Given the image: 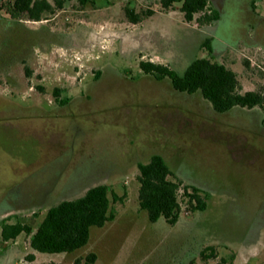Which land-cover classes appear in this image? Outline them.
<instances>
[{"label":"rangeland","instance_id":"rangeland-1","mask_svg":"<svg viewBox=\"0 0 264 264\" xmlns=\"http://www.w3.org/2000/svg\"><path fill=\"white\" fill-rule=\"evenodd\" d=\"M6 1L0 0V107L29 108L53 101L50 92L57 86L69 100L45 117L30 114L22 123L0 121V201L8 200L20 181L16 190L22 197L37 186L49 193L44 206L18 211L9 223L35 228L48 207L98 184L123 201L111 202L114 220L92 226L88 242L71 253H37L29 247V236L21 233L15 240L0 239V261L75 264L94 252L95 264H158L170 257L167 248L176 237L194 251L207 244L216 248L217 258H197L191 264H216L231 254L237 257L234 264H264V137L249 128L258 125L259 112L217 113L199 92H180L168 80L140 77L137 57L133 54L128 61L116 52L129 56L148 48L154 50V61H169L181 73L189 59L201 56L197 48L203 36L194 29L196 20L182 23L180 13L168 18L156 14L152 23L133 28L123 13L125 0H113L107 8L81 7L77 0H66L58 8L47 0L52 10L40 21L13 19L6 13ZM248 1L241 0L242 10L236 12V2L227 3L223 30L229 29L234 14L245 17ZM136 3L138 10H160L153 1ZM257 8L264 15V0ZM171 22L181 27L182 44L179 39L169 42L167 35L175 30ZM216 59L235 72L238 91H264V71L247 66L241 54L228 50ZM260 65L264 68V60ZM95 72H100L99 79ZM41 108L49 112L52 106L43 103ZM61 153L65 155L53 163L54 177L47 162ZM153 154L164 158L176 181L199 190L205 210H189L180 197L175 225L163 218L149 221L138 204L136 175L137 163ZM31 170L32 176L23 178Z\"/></svg>","mask_w":264,"mask_h":264},{"label":"trees","instance_id":"trees-1","mask_svg":"<svg viewBox=\"0 0 264 264\" xmlns=\"http://www.w3.org/2000/svg\"><path fill=\"white\" fill-rule=\"evenodd\" d=\"M175 1H181L180 10L187 22L194 21L208 3V0H162V5L167 8ZM80 2L83 4L85 0ZM54 5L62 7L63 0H54ZM4 7L12 18L26 16L35 21L43 19L44 14L52 10V4L47 0H7ZM126 14L136 19L130 11H126ZM211 19V16L205 15L198 20L207 22ZM207 43L205 45L210 50ZM140 68L153 73L157 78L168 77L172 87L180 92H199L218 113L226 112L237 105L259 106L264 109V91L239 92L236 74L224 64L209 58L193 60L182 74L150 62H141ZM137 171L138 204L147 212L150 222L154 223L163 218L167 224L174 225L181 211L180 197L185 198L191 211L206 209L205 197L200 195L196 187L176 181L161 155L153 154L147 162H138ZM117 201H123V196L109 191L107 185H94L78 197L62 199L48 207L35 228L19 221H2L0 239L2 242L11 241L25 233L29 236V247L37 253H71L88 242L92 226L102 227L115 218L111 202ZM217 257L218 252L213 245L205 246L199 253V258L203 261ZM27 258L32 260L33 254H29ZM96 259V254L89 252L83 259H76L75 264H95ZM233 260L234 255L231 254L228 257H219L216 264H232Z\"/></svg>","mask_w":264,"mask_h":264},{"label":"flooded vegetation","instance_id":"flooded-vegetation-1","mask_svg":"<svg viewBox=\"0 0 264 264\" xmlns=\"http://www.w3.org/2000/svg\"><path fill=\"white\" fill-rule=\"evenodd\" d=\"M64 1H66V0H63V2ZM111 1H113V0H105L103 2V4H99L97 0H85V2L82 4L80 2V0H77L78 4L81 7L85 6L86 4H89V5L95 6V8H101V7L107 8V6L110 5ZM136 1L139 2V0H125V4L123 5L124 16L128 20L129 24L131 26H133V28H138L139 26H142L144 23H152L153 19H154L153 17L156 14L158 16H160L161 18H165V17L168 18L172 13L173 14L174 13H177V14L180 13L182 16V19L180 21L182 23L187 22L184 19L183 12L180 10L181 1L180 2L175 1L172 4V6H169L166 8L162 5V0H145L146 3L153 1L154 5H157L160 7L159 11H157L152 6H146V9H144V10L139 9L138 10L136 8V4H137ZM259 1H263V0H249L245 6L246 7L245 9H247V12L245 13L246 14L245 17L242 19L243 22L241 19H238L235 16L236 14H234V16L231 17L232 21H231V25H230L229 29L223 30V28H221L222 27L221 23L224 19V15L228 11L229 6H227V3L230 2V0H208L207 6L205 7V9L202 10L199 14H197L196 19H195L196 20V23H195L196 26L194 29H197L199 31V33H201L203 35L202 40L199 43L198 48H197V51L198 52L200 51L201 56L200 57L195 56L193 59H189L187 61L189 63L187 64L185 69L188 67V65L193 60H195L197 58H209V59H212L218 63L224 64L227 67V65L225 63L218 61L216 58L218 57V55L224 54V52L229 50L233 54L239 53L243 57H245V59H247L245 61V64L247 66L250 63L251 66L255 65L257 68L264 71V68H262V66L260 65V63L263 64L264 50L259 49V52H257L256 55H254L253 57L248 55L249 50H250V48L248 46L249 43H252L253 40H257L259 38L264 41V34L261 33V32H263L261 29H262V26L264 27V18L261 15L262 14L261 11H258V8H257ZM233 2H236V4L233 3L234 8L236 9L235 12L237 10L238 11L242 10L241 0H233ZM53 3H54V0H53ZM175 3H179V4L176 5ZM172 7H173V9H171ZM126 11H130L131 14L136 17V19H132L131 16H128L126 14ZM205 15L211 16L212 19L210 21H207V22H199L198 19L202 16H205ZM238 16H239V13H238ZM13 19H15V18H13ZM38 21H40V20H38ZM233 22H234V24H233ZM237 22H239V24H237V26H236L235 24ZM225 30H226V33H224ZM250 30H253L254 34L250 39H248L247 35H248V32ZM205 42H208L207 44H209L208 46L210 47V50H208L207 45H205ZM118 43H120V42L118 41ZM201 50H204V52L202 53ZM116 52H117V55H121L123 58H126L128 61L132 60L131 56H133V54H134V56L137 57L136 58L138 61V63H137L138 68L137 69H138V72H140V74H142L140 77L151 76L156 80H168L169 83H171L170 79L168 77L157 78L153 73L146 72L143 69H141L140 68L141 62H150V63H154V64H160V65L166 66L169 69H173L178 74H182L185 71V69H184L183 72L179 73L175 68L171 67V64L169 63V61L167 63L154 61L152 58V57H155L153 55L154 50H150L148 48L147 49H138L137 51L131 53V55H129V56L122 55V53L119 49ZM214 54H217V56ZM130 71L131 70H127V73L129 76H130V74H129ZM127 73H124V74L127 75ZM24 74L28 75L27 77L30 76V71L27 67L24 68ZM124 74H120V75H123L124 77H128V78L132 79V77L125 76ZM94 77L96 79H99L101 77L100 72H98V74H96V72H95ZM246 91H254V90H246ZM239 92H241V91H239ZM65 93H66V90H64L62 87H59V86H57L51 90L50 95L52 96L53 101L43 102L47 106H52V109L49 112H45L41 108V105L43 103L39 106H34V105L29 106V108H23L20 105L17 108L0 107V121H9V120L17 121L18 120L22 123V120H24L26 115L31 114V115H34L35 117H37V116L38 117H45V115L54 114L55 111L65 107L68 104L69 100H68V97L64 95ZM209 105H210V103H209ZM211 108H212V106H211ZM233 109H244V111H247L246 112L247 115L248 114L250 115L249 111H258L260 116H261L259 119L258 125L257 124H251L252 127L250 126L249 128H250V130H252V128H253L254 130L257 131L258 134H261L264 137V124L262 123L264 120V109L262 107H259V106L242 107V106L237 105V106H233L229 110H233ZM29 110H31L33 112H29ZM58 118L64 119L63 117H58ZM253 125H255V127H253ZM63 155H65V153L54 155L47 162L48 164L46 163L47 166L53 167L51 169V170H53L52 176H54L57 173L56 172V170H57L56 165H54L53 163H55V162L58 163ZM51 164H53V165H51ZM33 172H34V170L33 171L32 170L27 171L23 178L31 177ZM19 179L22 180V176ZM19 183H16L13 186V188H12L13 191L9 194L11 196H10V198H8V200L5 199V200L0 201V223L2 221L9 222V220L12 218L14 213H17L18 211H22L23 209L34 208V207L38 208L41 205H43V206L45 205L44 204L45 202H43L42 200L45 196L47 197L49 194L46 192V191H48L47 189H44L42 191L41 187L37 186V188H35V191L33 193L31 192L30 193L31 195L27 196V198H26L25 196L22 197L21 192H18L16 190L17 185ZM13 217H15V216H13ZM20 259H22V258H20Z\"/></svg>","mask_w":264,"mask_h":264},{"label":"crops","instance_id":"crops-1","mask_svg":"<svg viewBox=\"0 0 264 264\" xmlns=\"http://www.w3.org/2000/svg\"><path fill=\"white\" fill-rule=\"evenodd\" d=\"M261 15L264 18V15L263 14H261ZM170 25L174 26V23L171 22ZM172 28L175 29L174 32L173 33L170 32L167 35L169 42H173L175 44L177 42V39H179L180 41L179 40L178 41L180 42V44H182L181 43V39L182 38L180 36V30H179L181 27L176 25V26H174ZM261 30L263 31L261 33L264 34V27L263 26H262ZM159 32H158V34H159ZM253 34H254V31L250 30L248 32L247 38L250 39L253 36ZM184 36L186 37V33L184 34ZM201 36H203V35L201 34ZM185 37H184V39H185ZM184 42H185V40H184ZM248 46L250 48L248 55L253 57L254 55H256L257 52H259V49H263L264 50V41L259 38L257 40H253V42L249 43ZM180 51L181 50H178V52H180ZM172 239H173V241H171V242L175 243V244L171 245V246H169L167 248L170 257L167 258V261L165 260L163 263L161 262V263H158V264H191V263H193V261H195V259L199 258V253L205 246L212 245V244H207V245H204L203 247H199L198 249H196L194 251L193 249H195V248H193L192 246L189 247V246H185L184 244L183 245L181 244V242H182L181 239L182 238H176L175 237V238H172ZM185 251H187L186 254H184ZM15 260H16V258L15 259H11L8 262L0 261V264H15L16 263ZM236 260H237V257L235 256L232 264H234ZM149 264H155V263L150 262Z\"/></svg>","mask_w":264,"mask_h":264},{"label":"built area","instance_id":"built-area-1","mask_svg":"<svg viewBox=\"0 0 264 264\" xmlns=\"http://www.w3.org/2000/svg\"><path fill=\"white\" fill-rule=\"evenodd\" d=\"M20 264H22V261H20Z\"/></svg>","mask_w":264,"mask_h":264}]
</instances>
